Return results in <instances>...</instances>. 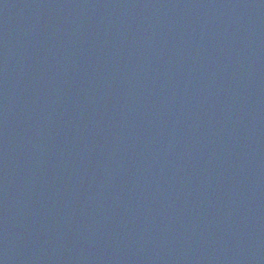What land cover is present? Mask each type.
I'll use <instances>...</instances> for the list:
<instances>
[{
    "label": "water",
    "instance_id": "water-1",
    "mask_svg": "<svg viewBox=\"0 0 264 264\" xmlns=\"http://www.w3.org/2000/svg\"><path fill=\"white\" fill-rule=\"evenodd\" d=\"M0 264H264V0H0Z\"/></svg>",
    "mask_w": 264,
    "mask_h": 264
}]
</instances>
